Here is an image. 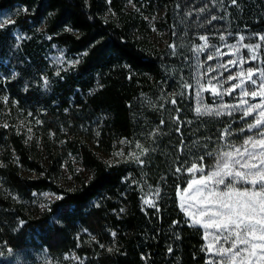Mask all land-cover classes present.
<instances>
[{
    "label": "trees",
    "instance_id": "1",
    "mask_svg": "<svg viewBox=\"0 0 264 264\" xmlns=\"http://www.w3.org/2000/svg\"><path fill=\"white\" fill-rule=\"evenodd\" d=\"M205 5L204 13L196 11ZM141 13L158 19L162 47L148 38ZM4 14L12 23L0 27V264H38L45 254L71 251L84 264H207L203 231L185 224L178 206L175 188L189 176L175 172L177 158L217 151V130L241 125L237 116L197 117L192 89L179 84L181 77L192 83L190 49L199 35L264 34V0H0ZM212 15L224 19L207 23ZM169 44L177 46L175 55ZM53 45L68 59H82L54 74L47 59ZM23 112L32 114L27 127ZM88 141L124 156L105 162ZM137 141L149 148L143 166L128 157L140 154ZM69 156L87 178L74 173ZM62 166L72 172L73 187L57 183ZM149 185L160 188L155 208L142 202ZM45 192L59 198L31 214Z\"/></svg>",
    "mask_w": 264,
    "mask_h": 264
},
{
    "label": "snow or ice",
    "instance_id": "2",
    "mask_svg": "<svg viewBox=\"0 0 264 264\" xmlns=\"http://www.w3.org/2000/svg\"><path fill=\"white\" fill-rule=\"evenodd\" d=\"M231 3L237 5L238 0H231ZM206 9L207 5L196 9V11L204 13ZM218 19H224V17L212 15L210 18H206V22L211 23ZM10 23H12L11 17L0 18V27ZM173 35L175 36V31ZM228 37L235 40V43H229ZM255 37L264 40V34L261 33H255L249 38L243 33H232L225 30L216 37L222 42L221 45H218L212 43V37L209 35H199L198 40L203 43H195L190 49L194 58L192 83L181 77L182 82L179 84L180 88L192 89V98L197 105L194 108L197 117H220L224 115L234 117L235 113H240L239 118L244 122L243 126L238 129H233L232 123H228L226 127L217 130L218 140L224 142L217 151H205L191 161L187 159L180 161L179 157L177 158L178 165L175 167V172L186 173L189 178L184 181L185 187L177 186L175 188V195L180 201V211L191 220L189 226H198L203 229L205 240L209 237L212 238L202 250L209 257L216 259H208L207 264H264V68L259 65L243 67L244 63L249 60H258L261 44L256 42L243 43L245 39H255ZM23 38L22 34L16 36L17 40ZM222 46L236 50L232 54L237 55L238 59L228 60L227 64L234 65L239 69L224 80L210 76L208 73L219 68H226V65H209L202 73L203 63L200 61V54L209 49L211 50L208 51L206 61L219 57ZM176 47L175 44H169L173 55L176 54ZM241 47L248 50V56L239 55ZM80 59L72 63H79ZM205 76L206 79H204ZM233 80L237 82L231 83ZM44 83L47 84L48 81L45 80ZM225 83L228 84L227 88L224 87ZM237 89H239V93L235 97L237 103L222 102L224 95L231 96ZM205 92L214 98L212 104L204 103L203 93ZM169 95L175 96L177 93L170 92ZM179 95L186 98V94L183 92ZM258 97L260 98L258 103H251L248 99L256 100ZM217 98L221 102L217 103ZM4 99L7 100V97ZM170 103L176 105L178 102L173 99L170 100ZM175 111L180 112L181 109L176 107ZM29 115L32 114L29 113ZM249 117L251 119H248ZM175 119L179 122V117ZM164 123L165 121H160V125H164ZM187 123L191 124L192 121ZM176 130L180 133L179 127ZM158 132L159 127L151 130L148 136L155 137ZM234 134H239L242 137L240 143L231 139ZM207 139L211 140L212 138L207 137ZM120 143L130 142L120 140ZM178 147L183 151L182 133ZM204 147L206 149L207 145ZM135 149H140V154L133 150L129 151L128 157L132 158V162L143 166L145 161L140 156L148 154L149 148L137 141ZM114 155L124 156V153L121 151L114 153ZM206 157H211L213 163L205 165ZM125 162H128L127 159ZM196 173L200 174L199 177L195 175ZM190 192H192L191 196L189 195ZM151 195L158 197L160 188L153 189L149 185L147 192L142 197L143 204L155 208L157 205L153 200L145 198ZM189 219H186L184 223L188 224ZM209 229L214 231H209ZM112 235L115 237L116 233L113 232ZM100 247L103 248L104 245L101 244ZM168 250L171 252V247Z\"/></svg>",
    "mask_w": 264,
    "mask_h": 264
},
{
    "label": "rangeland",
    "instance_id": "3",
    "mask_svg": "<svg viewBox=\"0 0 264 264\" xmlns=\"http://www.w3.org/2000/svg\"><path fill=\"white\" fill-rule=\"evenodd\" d=\"M132 9H134L132 4L127 3L125 10L126 11H132ZM141 16L144 19H146L149 23V36H148V38L154 44L162 47L166 41V38L164 37V34L159 30L158 26L156 25V20L158 21V19H156L155 16H150V15H147L145 13H141ZM7 17H11V16L8 14H4V15L0 16V18H7ZM11 19H12V17H11ZM241 33H243L246 37H249V38H251L253 36V34H255V33L249 32V30H243ZM228 42L229 43H235V40H233L231 37H228ZM249 42H256V43L261 44L260 54L258 56L257 61H250L249 60V61L244 63L243 67L247 68L249 66L259 65L260 67L264 68V63H261V61H264V40H260L259 37H255V39H245V41L243 43L246 44ZM195 43H203V42L196 40L192 43V46ZM212 43L218 44V45L222 44V42L220 40H218L216 37H212ZM52 50H53V52H50L48 54L47 59H48V63L50 65V68L52 69L54 74H58L59 72H62L64 70L68 69V67H70L74 64L72 62L75 61L76 59H68L64 54L65 53L64 49L57 48L53 45ZM210 50L211 49L206 50L204 53L200 54V61L203 63V68L201 69L202 73L204 72L205 69H207L209 67V65H211V66H215L217 64L226 65V68H219L216 71L208 73V75H210V76L218 77L220 80H224L226 78V76H225L226 72L231 71L230 74H234L239 70L238 67L231 65V64H227L228 60H237L238 59L237 55L232 54L236 51L235 49H229L228 47L222 46L220 48L221 55L219 57H214L212 60L206 61L208 51H210ZM239 55L240 56H248L249 55L248 50L246 48L241 47L239 50ZM221 73H222V75H221ZM12 76H14V72L12 73ZM206 78L207 77L205 76L204 79H206ZM45 80L46 79L43 78V82ZM236 82L237 81H235V80L231 81V83H236ZM213 83H215V81H213ZM224 87L227 88L228 84L225 83ZM238 93H239V89H237L236 92L233 93L231 96L224 95L222 102L227 103V104L237 103V99L235 97L237 96ZM203 96L205 98L204 103H206V104H212L213 103L214 98L209 93L205 92V93H203ZM248 99L250 100L251 103H258L260 98L258 97L256 100H251V98H248ZM219 102H221V101H219V99L217 98V103H219ZM196 106L197 105L195 103V107ZM213 106L215 107L216 105H213ZM234 116L238 117L236 120L239 121L238 122L239 125L243 126L244 122L242 120H240V118H239L240 113H235ZM22 117L23 118L20 121L23 123V127H27V125H29L31 122L30 118H29V114H26L25 112H23ZM248 119H251V117H249ZM245 135H247V133H245ZM31 136H33V132L31 133ZM231 139L236 143H240L242 140V137L239 134H234ZM222 143H224V142H222ZM87 144L105 162L112 163V162H115L118 159H121L123 157V156L114 155V153L120 152L118 149L111 152V153H104L96 147L95 143L88 141ZM39 150L40 151L42 150L41 146L39 147ZM43 159L45 160L44 155H43ZM67 162L69 163V165L71 166V168L73 169L75 174L79 175L81 178H87L88 177V172L81 166L80 162L78 161V159L76 157L69 156V159L67 160ZM211 163H213L212 158L205 165H208ZM195 175L197 177H199L200 174L196 173ZM56 180H57V183L61 187H73L75 185V179L73 178L72 172L69 170V168L67 166H62ZM245 186H247V185H245ZM193 192H194V189H193ZM189 195L191 196L192 192H190ZM57 197H58L57 195H54V194L48 193V192L41 193V194L37 195L33 204L31 205V214L37 215L38 213L42 212L47 207L48 203L57 199ZM153 197H154V195H151V196H148L145 198H149V199L153 200ZM177 199H178V206H179L180 201H179L178 197H177ZM189 202H192V201H189ZM186 218L189 219L188 217H186ZM189 224H191L190 219H189ZM202 231L204 232L203 229H202ZM209 231H214V230L209 229ZM211 239H212L211 237H209L207 240L204 239L205 247L208 245V243L211 241ZM225 246H227V245H225ZM214 250H215V248L213 249V251ZM206 255H207V253H206ZM207 259H216V258L215 257H209L207 255ZM38 264H84V260L79 258L74 252L71 251V252L61 253V254H57V255L45 254L40 259V262Z\"/></svg>",
    "mask_w": 264,
    "mask_h": 264
}]
</instances>
